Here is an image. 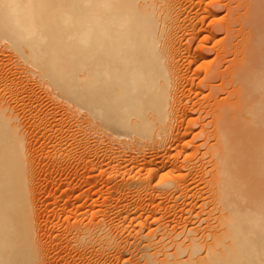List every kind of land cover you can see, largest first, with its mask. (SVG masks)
<instances>
[{"label": "bare ground", "instance_id": "1", "mask_svg": "<svg viewBox=\"0 0 264 264\" xmlns=\"http://www.w3.org/2000/svg\"><path fill=\"white\" fill-rule=\"evenodd\" d=\"M0 54V264H264V0H0Z\"/></svg>", "mask_w": 264, "mask_h": 264}, {"label": "rangeland", "instance_id": "2", "mask_svg": "<svg viewBox=\"0 0 264 264\" xmlns=\"http://www.w3.org/2000/svg\"><path fill=\"white\" fill-rule=\"evenodd\" d=\"M220 13H222V16L225 15V10H222ZM221 36H224L225 34L221 33ZM216 53L212 52L209 53V56L211 57L210 61H212V59L215 57ZM0 57L3 58L4 55L0 54ZM7 63H8V67L9 69H16L17 65L16 62L10 58H6ZM198 65L193 66V69L196 68ZM41 104L42 107L44 109L45 112H53L57 114V117L60 116L61 111L59 109V102L57 101H53L51 99H49L48 97H46L45 95L41 96ZM59 115V116H58ZM199 128V127H197ZM38 146H35V149L37 150ZM142 174H145V172H143ZM100 176V184L99 186H97V188L95 189V194L93 196L94 200L96 202H98V204H103L104 203V198L107 196V194L109 193V187L107 186L106 182L104 181V179L102 178V175ZM42 177V182L46 183V180L44 178V176ZM60 180V175L55 174L52 177V185L50 186L49 191L47 192H43L39 194V199L41 203H44L46 205V207H40L39 211H38V218H41L42 222H41V226L43 228V231L47 234L52 233L54 236H58V237H63L64 236V219L66 217L63 216L61 219H58L57 212L58 210L61 208L60 212H71L73 211L75 208H77L78 206H82V205H86L84 199H79L78 202L75 205H71V206H63L65 204V201L69 198V195L65 194L64 190L61 189L60 187L57 186L58 182ZM153 201H155V206L159 203V199H153L150 198V203H153ZM91 203V202H90ZM127 203V202H126ZM153 206V205H152ZM86 207V206H84ZM121 209L120 207H117L114 209L113 213H112V217L115 215V213ZM85 208H81V211H85ZM69 214V213H68ZM67 214V215H68ZM40 220V219H39ZM122 220H115V222L113 224H118L120 223ZM127 260H129V262L125 263L123 260H120L121 262H119V264H136L137 258L138 256H125ZM125 257L123 256V258L125 259ZM57 258V256L55 255V259Z\"/></svg>", "mask_w": 264, "mask_h": 264}]
</instances>
